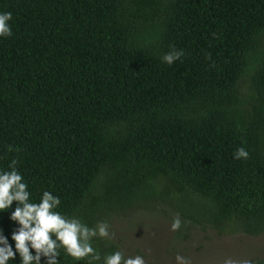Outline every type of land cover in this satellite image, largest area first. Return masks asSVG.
<instances>
[{
    "label": "trees",
    "instance_id": "16d2710c",
    "mask_svg": "<svg viewBox=\"0 0 264 264\" xmlns=\"http://www.w3.org/2000/svg\"><path fill=\"white\" fill-rule=\"evenodd\" d=\"M5 12L0 170L16 159L33 201L47 190L90 228L153 204L179 216L183 242L264 233V0H0ZM15 207L0 212L14 250Z\"/></svg>",
    "mask_w": 264,
    "mask_h": 264
},
{
    "label": "clouds",
    "instance_id": "9594fccd",
    "mask_svg": "<svg viewBox=\"0 0 264 264\" xmlns=\"http://www.w3.org/2000/svg\"><path fill=\"white\" fill-rule=\"evenodd\" d=\"M12 20L10 12L0 13V37H10L12 33L9 21ZM184 55L183 51H171L162 57L163 62L172 65ZM210 58V55H209ZM8 151L19 152L8 146ZM249 152L241 147L234 153L236 159L247 160ZM18 161L13 159L9 164V170H0V212L8 211L14 202L15 210L11 214V220L19 224V228L13 232L12 240L15 242V250L8 238L0 231V264H10L16 259L17 253L21 258V264H41V258H46V264H60L58 257L61 251L71 257L73 261H85L86 264H146L140 255L126 256L124 252L117 250L113 253L101 256L93 247V240L113 239L114 233L109 232V225L100 222L94 228L88 227L78 218H68L57 209L61 205L59 197L45 190L39 201H33L28 184L23 175L17 169ZM182 221L177 216L172 225V231H178ZM33 250L35 254H33ZM177 264H191L188 257L177 255ZM224 264H236L231 258H227ZM250 264V262H245Z\"/></svg>",
    "mask_w": 264,
    "mask_h": 264
},
{
    "label": "rangeland",
    "instance_id": "374dc122",
    "mask_svg": "<svg viewBox=\"0 0 264 264\" xmlns=\"http://www.w3.org/2000/svg\"><path fill=\"white\" fill-rule=\"evenodd\" d=\"M108 225L109 232L114 233L109 240L126 256H142L146 264H177V255L190 258L191 264H224L227 258L236 264H245L250 259L255 264L264 261V233L256 238L243 235L228 238L215 234L206 237L207 234L196 232L183 242L175 239L171 219L153 204L150 209L113 219Z\"/></svg>",
    "mask_w": 264,
    "mask_h": 264
}]
</instances>
